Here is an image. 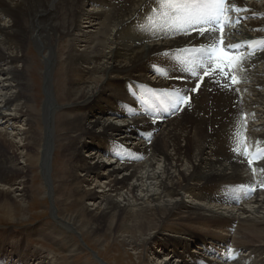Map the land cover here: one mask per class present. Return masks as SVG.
I'll use <instances>...</instances> for the list:
<instances>
[{
  "label": "bare ground",
  "instance_id": "1",
  "mask_svg": "<svg viewBox=\"0 0 264 264\" xmlns=\"http://www.w3.org/2000/svg\"><path fill=\"white\" fill-rule=\"evenodd\" d=\"M84 1L88 2L90 7L99 5L98 10L91 13L95 16L92 22L89 23L90 18H87L84 23L95 26L98 22V36L94 37L89 47L81 53L76 51V45L86 43L88 38L80 41V35L72 34L70 37L71 44L68 45V53L64 59L68 79L64 90L65 104L54 108L53 95L50 94L52 83L45 84L46 96L49 99L44 102V114L45 117L50 112L53 115L50 132L47 131L49 126L44 128L45 142L43 141L42 144V154L45 163L47 164L54 155V139L57 135L54 118L55 112L60 110L62 113L60 129L64 130L66 152H70L69 155L72 156L69 160L71 169L74 174L84 173L81 180L79 177H72L73 185L71 182L69 184L75 191L83 192L81 187L89 186L91 176L94 178L91 181L96 184L98 180L105 179L106 182L102 183L105 184L104 187L99 185L96 192L83 193L90 202L89 206L94 207L90 211H94V215L100 219V224L104 223L107 231L127 234L134 240L143 237L150 240L155 239L162 225L167 224L168 226L163 228L166 233L160 234L157 239L161 250L168 253L165 257L169 262L172 260L169 256L176 255L180 259L179 264H211L205 263V260H209L208 257L213 255L211 257L216 258L209 260L212 264H251V262L262 264V261L257 263L259 260L256 254L264 255V207L261 206L264 205V186H262L264 155L259 158L257 155L252 157L251 152L250 155L241 156L238 144L232 141L235 137L234 127L239 122L237 118L239 97L236 94L235 83L230 77H235L237 80L241 77V73L236 72L234 65H230L229 70L226 69L225 72L218 71V62L215 60L208 62L210 67L200 66L198 52L184 51L205 43L203 37L197 33L179 35L176 39H174L175 35H169L174 38L169 39L162 46L152 43L153 36H157L158 31L164 29L165 25L160 16L154 14L153 10L149 11L151 7L157 12L160 11L155 0H0V117L11 116L3 109L9 108L17 100L26 98L22 92L27 86L23 78L26 70L25 68L19 70L17 64L23 63V58L19 54L23 52L27 35L31 34L41 46H45L52 39L80 32V27L75 26V21L78 16H84L80 13V7L86 5ZM230 2L231 0H227V3ZM239 5L236 7L248 11H234V14L233 11H229L228 18L236 16L239 22L231 23L227 20L223 29L228 32L227 28L234 24L239 28L237 32L242 33L244 28L245 41L238 39L242 41L238 44L246 45L258 41L257 39L264 40V0H241ZM100 13L102 14L99 15ZM135 13H138V16L143 14L144 20L133 29L131 23L127 21L134 20ZM121 24L123 28L118 30ZM151 26L154 28H150ZM165 28L166 33H174ZM232 31L230 35H234L235 30ZM107 34L111 40L105 42ZM196 40L198 43L195 42ZM218 47H220L219 28ZM158 52L168 56H158ZM252 52H259L254 70L260 75L259 79H264V47L257 45ZM50 62L45 63L47 77L52 76L57 66L51 60ZM253 66L240 63L242 69L248 67L250 69ZM192 67L197 70L195 77L186 71ZM205 71L209 75H204ZM149 75L156 78H154L155 83L150 82ZM200 76L204 77L203 81L199 80ZM198 83V90L192 91ZM225 83L230 87L224 88ZM258 83L256 88L264 91V80ZM15 89H18V92L13 93L12 90ZM170 92H187L190 102L182 103L176 110L170 98L165 95ZM262 94V91H259L256 95L262 98L264 96ZM55 95L54 89V97ZM162 100L166 102H161ZM55 101L57 102L56 97ZM131 101H137L139 106ZM52 108L54 110H51ZM29 117L25 118L27 124L31 122ZM122 117L127 118L122 124L113 122ZM130 120H133V123ZM244 120L247 121L245 118ZM47 121L48 119H45V125ZM215 126H218V129L215 130ZM31 133L33 134V131ZM80 136H85L89 141L84 143L76 141ZM115 136L121 144L123 143L124 148L127 150L131 148L137 152L140 160L150 155L149 168L152 174L147 179L154 183H149L152 187L149 185L144 187L146 183L143 182L142 176L139 177L138 169L128 173L129 167H120L117 164L123 161L124 153L120 149L115 153L114 148L118 147V144H110L107 141ZM100 141L104 142L100 144ZM101 145L107 147V150L101 149ZM84 153L88 155L91 163L87 162ZM111 156L118 157L120 161L113 160ZM8 157L0 148L1 185L7 182V177L9 180L14 178V181L20 179L16 176L18 172L13 174L10 164L13 166L15 164ZM99 158H103L105 162L100 161ZM249 159H252L253 163L258 161V165L260 163L259 166L255 165L256 168L261 166V170L258 171L261 172L262 178L259 181L256 179L259 185H253L249 180L250 176H245L244 169L249 164ZM114 164L118 166L114 167ZM47 168L49 171L48 165ZM254 171L256 173V170ZM143 187L145 193L138 196L137 193L141 192ZM213 187L215 194H224L225 198L210 195L204 196V201H208V204L218 210L223 207L232 209V212L227 210L229 218H224L225 213L207 210L199 205L186 208L179 206L177 202L180 192L186 197L199 196L201 193L197 191L201 189L208 191ZM252 187L259 192L256 197L258 200L253 202L252 199L255 197L252 192H248ZM124 189L126 192L123 191ZM234 193H239L236 201L231 197ZM239 201L246 203L249 210L244 206L234 208L233 205H237ZM256 203L260 204L253 209L251 204ZM181 209L185 211L181 212ZM235 210L241 212L239 214L241 217L236 216ZM53 213L57 219L55 221L57 226L67 233L76 234L82 242L80 229L78 230V225L81 223L75 221L77 220L75 215L73 214L70 219L61 217L56 206L53 207ZM82 230L84 231V228ZM220 231L223 234H219ZM191 248L196 251H192ZM250 249L252 251L248 252ZM189 250L191 253L188 252ZM195 255L200 256L201 259H197ZM93 256L102 261L101 255ZM45 261L46 259L40 263L44 264ZM1 262L0 259V264Z\"/></svg>",
  "mask_w": 264,
  "mask_h": 264
},
{
  "label": "rangeland",
  "instance_id": "2",
  "mask_svg": "<svg viewBox=\"0 0 264 264\" xmlns=\"http://www.w3.org/2000/svg\"><path fill=\"white\" fill-rule=\"evenodd\" d=\"M234 3L235 2H233V6H235ZM84 4H86L85 7H80V13L84 16H78L75 21V26L79 25L80 32H73L70 33L69 36H60L57 39H52L51 41H48L45 46H41L31 34L27 35V40L24 44L23 52L19 54V56H22L23 58V63H18L17 67L19 70H21L22 68H25L26 70L23 73V78L27 86L22 89V92L25 94L26 98H24L25 100H17L13 103L14 106L12 104L9 108L3 109L7 110L4 112L11 114V116H5L4 118L0 117V148L2 149L4 155L9 156L8 158L12 163L15 164V166L10 164V167L14 171L13 174L18 172L16 176L17 178H20L14 181V178L9 180L7 177L8 183L6 182L4 185H1L0 183V259L2 260L5 253H7V262H9L12 258H15L12 259V264L16 262L18 258L23 261V258L25 257L31 259L33 258L31 260V264H34L35 261L37 262L36 264H41L40 262L44 259H46L44 264H103L102 261H104V263L106 264H179L180 259H178L179 257L176 255H171L172 257L169 256V259L172 258L171 262L167 260V257L165 256H167L168 253L164 250H161L160 242L157 239L161 236L160 234L166 233V231H163V228L168 226L167 224H165L164 226L162 225V228L159 229V234L155 235L156 238L150 240L146 237L134 240L128 237L127 234L109 232L104 228V223L100 224V219H98V217L94 215V211H90L93 210L94 207L92 208L91 206H89L90 202L89 200H87V197L83 192H96L98 190L97 187L99 185L104 187L105 184L103 185L102 183L106 181H104L105 179L102 178L101 180H98L96 184V182L94 183L93 181H91V179H94L91 176L89 186L81 187V189H83V192L74 190L72 186V177H79V179L81 180L84 176V173H75V175L71 169V161L69 162V160H71L72 156L69 155L70 152H66V148L64 146L67 143H65L63 140L64 130L60 129L62 125V113L60 110H57L55 112L54 118L55 124L57 126V135L54 139V155L48 160L47 164L45 163L46 160L44 161L42 154V144L45 142L44 128L46 126H49L47 127V131L50 132L51 124L53 123V115H51L52 112H50V114H48V116L46 117L44 114V102L45 100L49 99L46 96L47 89L45 88V84L46 82L52 83V85L50 84V94L52 93L51 95H53L52 99L55 103L54 108H58L59 105L61 106L65 104L66 95L64 94V90L66 89V83L68 79L66 78V64L64 63V59L68 53L67 48L70 43V37H72V34L80 35V41H85V39L88 38L86 40V43H83L84 46L81 43L76 45V51L78 53H81L83 50H86V48L89 47L90 41L94 37L98 36V22L95 23L97 26H90V24L84 23L86 22L85 19L87 18H90L88 19L89 23L92 22L95 16L91 13L95 12L96 9L98 10L99 5L95 4L93 7H90L89 3L85 1ZM129 6L130 5H128V8L130 9ZM101 14L102 13H100L99 15ZM120 16L121 13L119 17ZM122 28L123 27L121 25V29ZM82 35L84 37H82ZM108 36L109 34L105 36V39L101 38V40L104 39L105 42L110 41L111 38L110 36ZM157 42L158 43L156 44L160 45L161 41ZM157 55L161 56V54ZM252 57L253 56H249L245 59L246 61H244L247 65H254L253 67L256 68L257 63H254V59ZM49 59L57 65L55 66L56 70L53 71L51 77H47L45 75V63L48 61L50 62ZM237 68L238 67H236L237 72L241 73V77L238 80L240 82L236 83V92L239 97V101L237 100L239 103L237 104L239 106L237 108V116L240 117L239 114H241L242 119L245 118L247 121L244 120L245 122H242L239 120V122L236 124L237 126L234 127L235 132H233V134L241 139L238 146L242 145L243 143L247 144V142L252 140L254 141L252 149H254L257 140L260 142V139L264 138V101H262L264 96L260 98L258 97V95H256L259 93V91H262V95H264L263 90H259L258 88H256V85L259 84L258 81L262 82V80L264 79H259L260 75H258V73L256 74L254 68L253 71L249 68L248 71L244 69L243 74L242 72H240V69ZM154 78L153 76H150V80L152 81V83L155 82ZM247 83L249 84L247 85ZM248 86H251V88ZM247 88H249L250 90ZM54 89L56 92L55 97L57 102L55 101L54 97ZM12 92L16 93L18 92V89L12 90ZM51 110L54 109L52 108ZM245 114H247V116ZM24 115L26 116L22 117ZM28 117L30 118L31 122L27 124L26 119H28ZM45 119H48L49 121H47L46 125L44 123ZM113 122L116 124H122L123 120H113ZM243 124H246L247 127L243 126ZM257 128H259L260 130H257ZM214 129H218V126H215ZM32 131L33 134L31 133ZM244 132L246 134H244ZM243 134L244 136H242ZM254 136L256 137V139ZM89 138L91 140L92 136ZM114 138V141L110 139H107V141L110 144H118V147L114 148V151L115 153H118L120 149L121 152L124 153V159L123 161L118 162L120 161L118 157L111 156L110 158L113 157V160H117V164H119L120 167H129L130 169L129 171H127L128 173H130L134 169H138L137 171L139 177L142 176L143 182L146 183L144 187L146 188L147 185L152 187V185H150L149 183H154H152L151 180L147 179V177L152 174L150 172L151 168H149L150 155L145 156L144 158H142V160H140V156L138 157L139 154H137V152L133 151V149L131 148L130 150H127V148H124L123 143L121 144L117 142V136H115ZM101 139L103 138L101 137ZM245 139H248L247 142ZM77 140L82 143H84L85 141H89L85 136H80L76 139V141ZM103 142L104 141H100V144H102ZM259 142L257 144H259ZM101 149L107 150V147L101 145ZM84 155L87 156L85 157L87 162L91 163L92 161L89 160L88 155L86 153H84ZM240 155L244 156L243 154ZM99 160L105 162L103 158H99ZM117 164H114L113 166H118ZM47 165L49 167V171ZM257 168L254 165L252 168L246 167L244 169L245 176H250L249 180L253 185L256 184L257 180L259 181L262 178V176H260L261 174H259L261 166ZM254 170H256V173L258 174H256ZM124 173L126 174V172ZM253 173L255 175L254 178L252 177ZM70 182L72 184L71 186L69 184ZM144 187L142 188L141 192L137 193L138 196H142L143 193H145ZM213 190L214 187L212 189H209L208 191H202L201 189L197 191L201 193L199 194V196L190 195L189 197H186L183 193L180 192L177 198V202L179 206H183L186 208L193 205H199V207L206 208L207 210L209 209L218 211L217 213L221 214L225 213L224 218H229V213L227 214V210L229 212H232V209H228L227 207V209H225V207H223L222 209L218 210L217 208H213L210 203L208 204V201H204V196L208 197L210 195L214 197H216L217 195V197L219 198L220 196L223 199L225 198L224 194H215ZM123 191L126 192V189H124ZM248 192H254L253 197H255V199L253 198L252 202L258 200V198L256 199V197H258L259 195V192L257 190L252 187L251 191L248 189ZM20 194L23 197L20 196ZM238 194L239 193H234L231 197L236 201V197H238ZM237 203V205H233L234 208H241L240 206L248 208L247 205H245L246 203L243 204L240 203V201ZM259 204L260 203L251 205L253 209H255L254 207L259 206ZM55 206L58 209V215H61V217L70 219L75 215L77 219L75 221H77L79 224L81 223L80 225H78V230L80 229V238L82 242L77 238L76 234L67 233L57 226V223L55 222L57 219L53 213V207ZM261 206L264 207V205ZM183 211L185 210L181 209V212ZM235 212L236 210L234 211V213ZM240 213V211L236 212V216L241 217V215H239ZM83 228L84 231L82 230ZM221 232L222 231H220L219 234H223ZM24 249H30V251L26 253L27 250ZM191 250L196 251L192 248ZM191 250H189L188 252L191 253ZM91 251L93 252V254ZM249 251L251 252L252 250L250 249L248 250V252ZM25 253L26 256L23 257ZM93 255H95L96 257H100L101 255L100 259L102 261H100L99 259H95ZM256 255L258 257L257 260H259V262L257 263H261L260 261H262V264H264V255L259 256V253H257ZM211 256L213 255H210L209 257L207 256L211 261L216 258H212ZM34 257H36L37 260H35ZM195 257H197V259H201L200 256L195 255ZM209 260H205V263L212 264V262H210ZM219 260L220 259H217V261ZM251 264L254 263L251 262Z\"/></svg>",
  "mask_w": 264,
  "mask_h": 264
},
{
  "label": "snow or ice",
  "instance_id": "3",
  "mask_svg": "<svg viewBox=\"0 0 264 264\" xmlns=\"http://www.w3.org/2000/svg\"><path fill=\"white\" fill-rule=\"evenodd\" d=\"M160 11L157 12L153 9V13L160 16L165 26L169 31L179 32L187 35H191L193 32L197 33L200 37H203L205 43H202L199 47H193L191 49H184V51L198 52L200 54L198 63L202 67H210L208 63L210 61H217V67L220 72H225L230 65L239 64L243 59L239 55V48L241 45H228L224 42V22L228 20L229 11H248L247 9H240L238 7H227V0H156ZM151 21V17H149ZM237 23L239 20L236 21ZM219 28V44L217 48V29ZM253 43L264 47V40L254 41ZM193 77L197 75L195 67L186 69ZM204 75H209L207 71ZM228 73L226 72V76ZM183 79L184 77H176ZM203 76L199 77L200 81H203ZM233 83L239 81L235 77H230ZM224 88H229L230 85L225 83ZM197 87L192 91H197ZM170 98L174 109L178 110L182 103L190 102V96L187 92H170L165 93ZM166 102V101H161ZM247 152L248 149H245ZM264 155V150L258 151V156ZM248 163H253L252 159H249ZM264 186V185H262Z\"/></svg>",
  "mask_w": 264,
  "mask_h": 264
}]
</instances>
